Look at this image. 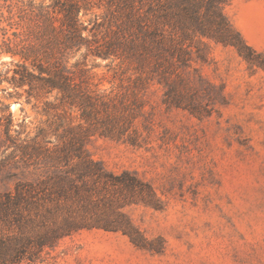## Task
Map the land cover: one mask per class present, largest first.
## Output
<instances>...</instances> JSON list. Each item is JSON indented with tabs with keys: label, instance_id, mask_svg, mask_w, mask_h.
<instances>
[{
	"label": "rangeland",
	"instance_id": "1",
	"mask_svg": "<svg viewBox=\"0 0 264 264\" xmlns=\"http://www.w3.org/2000/svg\"><path fill=\"white\" fill-rule=\"evenodd\" d=\"M54 1L0 0V196L51 166L44 150L64 145L72 133L89 135L88 153L108 171H129L141 183L127 187L86 178L91 191L62 209L83 210L100 225L84 227L21 264H264V0H230L224 8L259 54L256 62L233 45L208 37L192 41L184 72L197 85V99L208 111L203 114L164 103L157 77L138 85L133 65L96 55L114 7L108 0H79L78 18L90 45L72 52L66 64L90 90L141 99L133 124L145 139L140 145L101 134L78 109L62 106L56 89L20 85L16 72L23 59L5 50L50 46L52 33L43 34L41 13L56 10L60 18ZM10 113L18 143L41 146L44 163L25 167L22 149L7 142ZM77 171L72 177L82 185ZM128 224L140 244L125 231Z\"/></svg>",
	"mask_w": 264,
	"mask_h": 264
},
{
	"label": "trees",
	"instance_id": "2",
	"mask_svg": "<svg viewBox=\"0 0 264 264\" xmlns=\"http://www.w3.org/2000/svg\"><path fill=\"white\" fill-rule=\"evenodd\" d=\"M229 1L108 0L114 7L113 16L106 26L103 40L96 41L95 53L133 65L138 73V85L145 86L157 77L165 88L163 102L168 106L187 108L195 114L206 113L207 109L197 99L196 83L184 72L193 58L192 41L196 37H208L235 46L249 61L256 62L260 57L225 13ZM78 4L79 0H55L54 8L58 7L59 14H62L60 18H57L56 10L41 13L43 34L49 30L52 33L51 45L46 49L17 52L8 47L5 52L13 56L19 54L23 59L16 72L21 86L29 84L30 89L39 87L48 92L56 89L61 94V105L78 109L81 119L101 134L140 145L145 139L133 124L141 114V99L137 96L132 100L119 99L90 90L86 82L78 78L76 70L66 64L72 52L82 45H90L81 30ZM12 125L10 113L5 122L6 140L11 146L22 149L24 156L21 159L25 167L44 163L40 160L41 146L18 143V135L12 134ZM88 136L72 133L64 145H55L52 151L45 149L48 152L46 162L50 161L51 166L36 178L19 180L14 190L0 196V264L34 261L60 239L84 227L100 225L83 210L62 209V204L80 199L82 192L91 191L86 178L127 187L141 183L131 172L116 175L94 159L85 147ZM36 154L37 159L33 162ZM75 161L71 170L63 169V165ZM75 168L82 185L72 177ZM130 228L128 224L125 231L136 244H140L141 238L134 236Z\"/></svg>",
	"mask_w": 264,
	"mask_h": 264
}]
</instances>
